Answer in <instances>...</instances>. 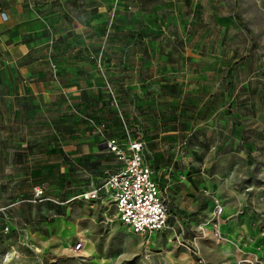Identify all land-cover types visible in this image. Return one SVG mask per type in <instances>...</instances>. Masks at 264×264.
<instances>
[{"label": "rangeland", "instance_id": "1", "mask_svg": "<svg viewBox=\"0 0 264 264\" xmlns=\"http://www.w3.org/2000/svg\"><path fill=\"white\" fill-rule=\"evenodd\" d=\"M83 1L106 11L84 12L65 79L99 94L18 122L0 105V264H264V0ZM125 123L173 143L165 232L77 198L104 172L69 146L122 138Z\"/></svg>", "mask_w": 264, "mask_h": 264}, {"label": "crops", "instance_id": "2", "mask_svg": "<svg viewBox=\"0 0 264 264\" xmlns=\"http://www.w3.org/2000/svg\"><path fill=\"white\" fill-rule=\"evenodd\" d=\"M91 8L97 9V17L106 11L103 3L90 5L83 0H0V105L1 109L8 108L12 121H21L26 111H30L28 116L33 115L40 106L49 110L57 107L66 94L80 103L86 101L85 93L89 88L99 94L98 84L89 87L84 80L65 79L70 71L66 61L76 57L79 49H72L74 29L88 25L84 12ZM2 12L6 13V18L2 17ZM92 74H96L95 81H102L100 74L94 71ZM2 115L5 117L4 113ZM137 127L146 130L144 122ZM161 134L146 139L148 157L160 170L159 183L166 188L167 182L172 180L173 169L166 164H169L167 157L173 151L170 146L173 143L167 146L169 136ZM173 138L178 141V135ZM102 145L104 143H96L93 136L79 147L70 145L68 155L82 158L80 167L85 165L89 170L104 172L105 176L121 162L109 150L100 148Z\"/></svg>", "mask_w": 264, "mask_h": 264}, {"label": "built area", "instance_id": "3", "mask_svg": "<svg viewBox=\"0 0 264 264\" xmlns=\"http://www.w3.org/2000/svg\"><path fill=\"white\" fill-rule=\"evenodd\" d=\"M2 17L6 18L5 12ZM124 126V137H110L103 142L121 165L107 171L98 184L77 198L113 207L119 221L135 233L149 236L165 232L171 229L173 212L166 188L159 183L161 172L148 157L147 142L141 136H134L126 123ZM35 191L38 196L43 194L39 186ZM223 212L224 207L218 205L212 217L221 216ZM81 246L80 242L76 247Z\"/></svg>", "mask_w": 264, "mask_h": 264}, {"label": "trees", "instance_id": "4", "mask_svg": "<svg viewBox=\"0 0 264 264\" xmlns=\"http://www.w3.org/2000/svg\"><path fill=\"white\" fill-rule=\"evenodd\" d=\"M156 167V166H155ZM156 169H158L157 167H156ZM91 201H93V200H91ZM57 214H62V211L60 210V212H57Z\"/></svg>", "mask_w": 264, "mask_h": 264}, {"label": "water", "instance_id": "5", "mask_svg": "<svg viewBox=\"0 0 264 264\" xmlns=\"http://www.w3.org/2000/svg\"><path fill=\"white\" fill-rule=\"evenodd\" d=\"M100 148H102V149H103V148H106V145H102Z\"/></svg>", "mask_w": 264, "mask_h": 264}]
</instances>
